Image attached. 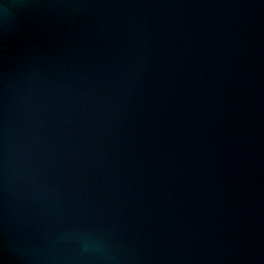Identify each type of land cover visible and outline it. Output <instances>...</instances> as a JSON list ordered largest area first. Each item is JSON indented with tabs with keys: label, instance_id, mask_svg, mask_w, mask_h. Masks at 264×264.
Listing matches in <instances>:
<instances>
[{
	"label": "water",
	"instance_id": "95a60500",
	"mask_svg": "<svg viewBox=\"0 0 264 264\" xmlns=\"http://www.w3.org/2000/svg\"><path fill=\"white\" fill-rule=\"evenodd\" d=\"M0 264H264V0H0Z\"/></svg>",
	"mask_w": 264,
	"mask_h": 264
}]
</instances>
